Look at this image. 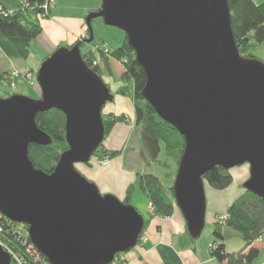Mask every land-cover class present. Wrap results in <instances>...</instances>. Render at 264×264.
I'll return each instance as SVG.
<instances>
[{"label":"water","instance_id":"obj_1","mask_svg":"<svg viewBox=\"0 0 264 264\" xmlns=\"http://www.w3.org/2000/svg\"><path fill=\"white\" fill-rule=\"evenodd\" d=\"M87 16L125 32L143 67L142 91L158 115L184 137L172 188L193 238L206 226L204 175L250 164L243 187L264 199V61L245 57L235 40L229 0H99ZM40 98L0 96V211L28 225L30 240L51 264H111L134 248L145 216L76 166L103 143V108L114 99L90 68L81 44L60 46L37 73ZM51 108L66 116L69 149L53 172L37 168L32 143L52 138L36 122ZM0 264L11 255L0 244Z\"/></svg>","mask_w":264,"mask_h":264},{"label":"trees","instance_id":"obj_2","mask_svg":"<svg viewBox=\"0 0 264 264\" xmlns=\"http://www.w3.org/2000/svg\"><path fill=\"white\" fill-rule=\"evenodd\" d=\"M49 0H0V55L4 53L12 59H27L30 54L31 43L42 33L41 16L47 14L44 6ZM232 13V26L236 43L241 54L245 57H254L255 48L264 42V0H229ZM52 11V10H51ZM126 37V36H125ZM106 42V41H104ZM107 43V42H106ZM73 44L67 45L69 47ZM108 48L116 60H125L123 80L133 81L132 92L135 104L137 126L141 129V154L155 164L168 167L167 159H172L178 166L180 157L185 147V139L181 133L170 123L163 120L154 107L146 101L142 95L147 76L143 67L136 60L134 49L127 39L121 45L113 46L107 43ZM92 55H94L92 53ZM90 53H84V59ZM256 57V56H255ZM103 65L94 66L96 71L106 82V78L115 79L111 63L104 59ZM88 63V60H87ZM106 68V69H104ZM107 70L109 75L104 74ZM11 74V70L0 69V85H3L5 77ZM40 88L38 82L36 81ZM41 89V88H40ZM129 86L124 85L125 92ZM128 92V91H127ZM15 93V92H14ZM13 94V93H12ZM11 94H6L8 96ZM2 96V95H0ZM114 116V117H113ZM124 115L103 117L105 135L112 129L117 120ZM36 122L52 138L47 145L32 143L29 146V156L37 168L48 173L54 171L62 153L69 149L66 139V116L57 109L51 108L39 112ZM120 151H111L104 147V142L93 154L92 158L100 159L104 155L113 157ZM162 154V155H161ZM162 156V157H161ZM92 158L87 165H92ZM139 186L154 204V213L159 216H170L175 208L179 209L173 193V182L164 183L157 175L147 172L139 175ZM205 183H209L217 189L228 187L233 177L230 170L215 166L204 175ZM135 185L132 183L127 188V194L123 200L132 204V196ZM228 218L223 227L237 232L245 241L246 247L255 241H259L264 233V199L250 190L244 188L243 194L231 202L227 210ZM2 218H0V221ZM148 221H145L144 229ZM6 229V226H4ZM28 228V225H27ZM144 233V230L142 234ZM214 241L218 243L212 252L219 261L227 260L228 264H248L258 256V249L251 248L248 253L241 250L237 253H228L223 242L225 235L221 223L217 220L213 231ZM30 240L29 235H27ZM13 238V237H12Z\"/></svg>","mask_w":264,"mask_h":264},{"label":"crops","instance_id":"obj_3","mask_svg":"<svg viewBox=\"0 0 264 264\" xmlns=\"http://www.w3.org/2000/svg\"><path fill=\"white\" fill-rule=\"evenodd\" d=\"M56 3L51 11L53 19L43 20L42 33L33 41L36 49L39 48L45 56L40 54L39 61L29 63L28 59L31 56L32 47H30V54L25 62L24 59H12L2 53L0 55V69L12 70L18 68L22 71H29L36 83L34 77L36 67L41 65L44 59L56 50L61 43L73 44L76 38L75 35L85 30L83 24L85 13L88 10H97L101 7L98 0H57ZM96 22H100V20L97 19ZM103 28L97 30L96 36L98 34L103 35L101 34ZM116 36L118 45H121L125 40L124 33L120 32ZM100 39L113 45L106 38L100 36ZM254 54L264 61V42L255 48ZM21 83L24 86L27 84L25 82ZM36 85L37 83L33 86ZM116 86L117 89L120 87L119 84ZM116 99L117 107H110L108 111L116 116L124 114L130 119L135 118L133 99L128 95L119 93V91ZM128 128L124 123H117L111 135L105 141L104 147L111 151H121L126 141V130ZM123 164L122 157L119 155L112 158L107 165H101L96 160V167L93 164L86 165V168L80 166L79 169L99 186L107 187L106 191L124 198L130 183L124 186L123 183L119 182V177L121 174L127 176H133V174L132 172H126L123 169ZM234 168L230 169L233 181L228 187L217 189L212 186V196L208 199L206 216V222L211 225L210 230L204 236L202 232L201 236L197 238H193L189 234L187 223L179 209L175 208L170 216H153L149 208L150 200L140 188L139 182L137 186L135 185L137 178L134 175V178H131V183L135 185V191L131 202L148 221L143 233L147 236V239L140 241L134 248L122 254L128 264H228L227 260L219 261L216 257H213L209 245L215 239L213 231L218 216L226 214L231 202L243 194V183L250 177L248 167L244 166L236 171ZM209 210L210 216L208 218ZM221 228H223L225 235L223 242L228 253H237L243 249H245V253H248L251 248H256L258 249V256L248 264H264V233L261 240L255 241L246 247L245 241L237 232L227 227L221 226Z\"/></svg>","mask_w":264,"mask_h":264},{"label":"rangeland","instance_id":"obj_4","mask_svg":"<svg viewBox=\"0 0 264 264\" xmlns=\"http://www.w3.org/2000/svg\"><path fill=\"white\" fill-rule=\"evenodd\" d=\"M256 1L257 2H261L262 0H256ZM56 2H57V0H55L54 6H56V4H57ZM100 4H101V2H100ZM52 10H53V8H52ZM92 11H94V10H88L87 13H85L84 19H83V24H84L85 30H84V32L75 35L76 38H75L74 45L77 44V43L81 44V50H82L83 55H84V53L86 54V52L90 53V55H91L90 56V60L87 57L86 59L88 60V63H87V60H86V63L92 69H93V67L95 65L96 66L103 65L105 63L104 59H107V58H108V60L111 63V68H112V70L114 72V76H116L115 79H113L110 76H108L109 73L107 72V70L104 71V74H107V76L109 77V78H106L107 79L106 82H108L110 84L109 88L111 90V93H113V95H114V99L112 101L107 102L106 105L103 108V117H109L110 115H114V113L109 112L108 109L110 107H115V108L117 107V99L116 98H117V95H118V91H119V93H122L124 95H128L129 97H131L133 99V104L135 103L134 102V97H133V94H132V92L134 90V83H133V81H128L126 83V81L123 80V78H122L123 74H124V71H125V64L124 63H125L126 59L123 60V61L122 60H116L113 57V55L111 54L109 49H106V48H101L100 49V48L96 47L97 44H101V42H104V40L100 39V36L102 38H106L107 40H109L113 44V46H118L119 43L117 42V39H116L117 36L116 35L118 33H120V32L124 33V35H125V32L123 30H121V29H119L117 27H114V26L106 25L101 17L94 18L91 21V27L93 29L94 39L91 42H89V39L91 37V33H90L91 31H90V27H89L86 19H87V16ZM41 18H42L41 25H42V28H43V20H45V19H53V14H52L51 11H49V12H47V14L45 16H41ZM97 19L100 20V22H96ZM102 27H104L103 28V33H101L103 35L98 34L96 36V34L98 32L97 30L98 29L102 30ZM67 45H69V44L61 43L58 47L67 46ZM31 47H32L31 56H29V59H28L29 63H31L32 61H36V62L39 61L40 60V54H42V56L43 55L45 56V54L42 53L39 48L36 49L35 42H33L31 44ZM95 49H97V50H95ZM92 53L94 55H92ZM25 61H27V60L24 59V62ZM90 62L94 66L91 65ZM39 67H40V65H38L36 67V69H35L34 77L36 79H37V73H38ZM104 69H106V68H104ZM120 71H122V72H120ZM15 72L19 73V77L15 76ZM28 73H29V71L26 72V71H22V70H20L18 68H13L11 70V75H12L13 78L16 77L15 78L16 86H14V87L11 86L10 87L8 85L7 86L6 85H0V95H2L1 97H6L5 96L6 94L21 93V94L28 95L31 98H40L41 89L38 87V85L33 86L36 83L32 84L30 81H28L29 79H27V77H26V75ZM20 75H21V78H20ZM21 82L27 83V84H25L26 86H24V84H22ZM117 84H119V86H120L118 89H117V86H116ZM124 85L129 86V89L127 90L128 92L127 91L124 92L122 90ZM134 109H135V104H134ZM122 115H124V114H122ZM118 116H120V115H118ZM124 116L125 117H122L121 120L119 119V120H117L115 122V124L113 125L112 129L108 132V134L105 135L104 140H103V142L105 143V141L111 135V133H112V131L114 129V126L117 123H124V124L127 125V127H129L126 130V139H125L126 141H125V144L122 147L121 151L119 153L115 154L113 157H109V160H108V161H110L112 158L120 155L122 157L123 162H124L123 169L126 172H132L133 176H127L125 174H121L120 177H119V182L123 183L124 186L126 184H128V183L132 184L131 183V178H134V175H135V177L137 178V183L135 185L137 186V184L139 182V177H140L139 175L142 174V173H147V172H150V173H153V174L157 175L164 183L174 182L175 176H176V172H177V167H178L176 165V163L172 159H167V162H168L169 166L168 167H164V166L155 164L154 162L148 160L146 158V156H143L141 154V151H142L141 129H140L139 126H137L136 115H134L135 118H133V119H130V117H128L126 115H124ZM104 156L106 157L107 155L105 154ZM102 159H104L103 156L100 157V160L99 159H96V160L97 161L99 160L100 164H101V160ZM92 163L95 165L94 157L92 158ZM106 163H103L101 165H107L109 162L107 164ZM86 165L87 164H85V163L84 164L83 163H79L76 166L79 169L80 166H85L84 168H86L87 167ZM244 166L248 167L249 171H250V164L248 162H246V163H244L242 165L236 166L234 168V170L235 171L239 170V169H241ZM95 167H96V165H95ZM205 186H206L207 206H208V199H210L211 196H212V189L213 188H212V185H210L209 183H205ZM116 187H117V184H116ZM99 188H100V190H101V192L103 194L112 193V192L106 191L108 189L107 187L99 186ZM112 194L116 195L115 193H112ZM126 194H127V190H126ZM117 197H119V196H117ZM125 197H126V195H125ZM125 197L124 198H120L119 197V198L124 200ZM208 213H209V215H208V218H209L210 210H209ZM152 215L155 216L154 211L152 212ZM210 226L211 225L206 222V226H205V229L203 231V236L206 233H208V231L210 230ZM221 226H224L223 222H221ZM2 239L5 241V245H8L12 251L14 250V251L17 252V251H19V248H21V245L17 241V239L12 238V236L9 235V234H5V236ZM12 262H11V264H13Z\"/></svg>","mask_w":264,"mask_h":264},{"label":"built area","instance_id":"obj_5","mask_svg":"<svg viewBox=\"0 0 264 264\" xmlns=\"http://www.w3.org/2000/svg\"><path fill=\"white\" fill-rule=\"evenodd\" d=\"M54 4H55V0H49V2H47V4L44 6V8H46V12H49L48 11L49 7L53 6ZM96 47L100 49L101 48L109 49L106 42H101V44H97ZM15 76L19 77V73L15 72ZM26 77L27 79H29L28 81H30L32 84L35 83L31 72H29L26 75ZM15 78H13L11 74L8 75L7 77H5V81L3 82V85L6 86L8 85L10 87L16 86ZM99 160L98 162L100 163ZM104 160L108 163L109 156L108 155L106 157L104 156V159L101 160V164L106 163ZM149 207L152 212L155 210L152 201H149ZM0 218H2V220L0 221V244L4 248V250L11 255V262L13 261L12 262L13 264H51L49 260L46 258V256L39 250V248L31 240L28 239L27 235L29 234L26 223L14 221L6 217L1 211H0ZM227 218L228 215L223 214V215H219L217 220L220 223L223 222V224H225V220ZM4 226H6V229L4 228ZM5 234H9L13 238L17 239L22 249L19 248V251L16 252L14 250L12 251L8 245H5V241L2 239L5 236ZM145 239H147V236L145 234H142L141 237L139 238L138 243ZM217 246L218 243H216L214 240L210 243L209 250L211 254L217 248ZM122 254L123 253L116 254L111 264H128L127 260L124 258Z\"/></svg>","mask_w":264,"mask_h":264},{"label":"bare ground","instance_id":"obj_6","mask_svg":"<svg viewBox=\"0 0 264 264\" xmlns=\"http://www.w3.org/2000/svg\"><path fill=\"white\" fill-rule=\"evenodd\" d=\"M55 6L53 5V6H51V7H49V9H48V11H51L52 10V8H54Z\"/></svg>","mask_w":264,"mask_h":264}]
</instances>
